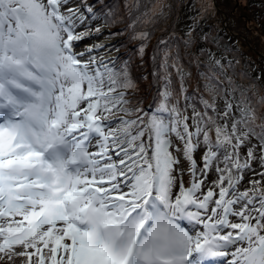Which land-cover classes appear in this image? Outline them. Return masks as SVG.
<instances>
[{"label": "snow or ice", "instance_id": "snow-or-ice-1", "mask_svg": "<svg viewBox=\"0 0 264 264\" xmlns=\"http://www.w3.org/2000/svg\"><path fill=\"white\" fill-rule=\"evenodd\" d=\"M104 7L0 0V259L264 264V122L247 90L224 88L215 60L197 106L162 39L157 102L133 105L132 57L93 39L115 23ZM149 36L132 37L141 57Z\"/></svg>", "mask_w": 264, "mask_h": 264}, {"label": "rangeland", "instance_id": "rangeland-1", "mask_svg": "<svg viewBox=\"0 0 264 264\" xmlns=\"http://www.w3.org/2000/svg\"><path fill=\"white\" fill-rule=\"evenodd\" d=\"M114 1V6H111V11L115 13L114 19L115 23L111 24V29H103L102 35L100 37H94L93 39L97 42L98 39L102 38L104 41V44H107L109 41V46H118V36L117 35H110L112 33H125L127 30L131 32V40H132V48L133 50L138 49L139 45L141 43H144V41L141 40H134L132 39L133 35L136 32H148L150 34L149 39L147 41V47L145 49V53L152 44V42L157 38L158 34L163 32H166V41L168 42L169 49H168V55L170 57V61H172L173 58H176L177 55L179 57L178 63L183 67L184 71L187 73H190V76L185 81V86L188 87L193 84V86L198 89V85L196 84L197 79L192 76L194 72L197 71H205V67L201 65V62L204 61H215V59L218 57L219 60L225 59L227 56L226 54H220L217 49L222 50V48L219 45H216L219 43L213 36L214 33H211V29L213 25L215 27H219L221 29L223 26L225 27L224 20L221 21V19L218 17V14L216 12V9L214 8V5L211 0H112ZM215 6L218 5L216 0H213ZM223 2L222 6L228 7L229 9L232 8L234 5L235 0H219ZM79 2V0H77ZM238 0H236V4L234 8L238 5ZM139 5V10L135 7V5ZM177 7V11L176 10ZM243 5H241L237 10L240 11V14L242 12L244 13H250L249 9H246V11H243L242 8ZM154 8V11L152 10ZM180 8H183V10H186L189 13V24L190 27H194L195 25H199L201 29V33L205 32L204 36L201 37V43L202 46L205 47L206 51H198L194 48L197 45V41L199 40V34L198 38H196L192 31L189 32V34L186 36H182L183 33L181 32V29H186L184 23H182L183 19L179 17L182 16V12H178ZM149 12L148 16H142L139 21H137L135 29H130L129 24L135 19V17L140 12ZM176 12L178 13V18L176 15ZM227 13H223L224 17L226 18ZM239 14V13H238ZM257 15L261 16L256 12ZM228 16V14H227ZM167 17V20H166ZM242 17V16H241ZM255 19L253 22H249L248 26L246 27V21L243 19L236 18L238 20V26L242 29L244 32V35L246 38H250L252 42L254 43L255 39L252 35V32L257 29H263L264 30V15L263 17L258 18L256 15L254 16ZM129 18V19H127ZM172 19H177L176 23L172 21ZM171 23V24H170ZM227 24V22H226ZM211 25L212 27L208 26ZM228 25L230 26L231 23L228 22ZM259 25V26H256ZM168 26H170L168 28ZM256 26V27H255ZM168 28V29H167ZM218 29V32H219ZM228 32H230L228 27L225 28ZM209 30V31H208ZM213 32V31H212ZM218 32L216 35L218 36ZM175 33L179 34V36H173ZM197 35V34H196ZM229 38L231 41L233 38L230 35H225ZM161 37V36H160ZM159 37V38H160ZM173 37H175V42H172ZM219 37V36H218ZM240 37V36H238ZM96 38V39H95ZM170 38L169 40H167ZM178 38V39H177ZM242 41L237 42L235 45L239 48L245 47L246 54L252 55L253 52H255V49L250 48L247 46V42L243 39L244 37H240ZM101 39V40H102ZM248 40V39H247ZM214 42H216L214 44ZM199 43V41H198ZM213 44V45H212ZM84 47V42H81L77 45L78 50L82 49ZM163 47L162 46V53L157 56V60L159 62V59L163 56ZM103 51V50H102ZM120 52V51H119ZM262 51H259V53H262ZM112 53H115V50L113 49ZM111 53V54H112ZM144 53V54H145ZM228 53V52H227ZM157 53L152 52V55H157ZM117 55V54H116ZM132 57V60L130 62L129 70L131 72L135 80V88L130 89L128 92V98L131 101L133 97L134 100L139 99L141 100L142 104H145L147 99L150 96L151 89L153 88L152 80L153 75L152 73L155 71V69L158 68V63L156 60H153V56L148 55L145 57L144 55L142 57L146 58V64H142L143 61L140 63V55L137 53V51H134V54L129 55ZM201 65V66H200ZM254 72L256 75H254L253 80H249L247 82L245 79H243L242 73L239 72L238 75V85L243 87V89L247 90L245 94H249L251 89L252 92H255L257 97L260 99L261 97H264V61H260L259 63L255 64V67H253ZM173 77H175V72L173 71ZM259 77V79H257ZM176 78V77H175ZM237 81H235L236 83ZM247 82V85L245 84ZM175 87L178 84L177 93L179 92V82L176 79L174 81ZM205 97H210L209 94L203 90ZM235 93L236 98H240V94H238V91ZM211 98V97H210ZM209 98V99H210ZM259 99L256 100V103L253 101V105L255 106L257 111V114L260 118L258 119L257 123L264 122V103H259ZM221 103V106L223 107V101L218 100V104ZM141 105V103H138ZM253 167H257V165L254 163ZM250 177H246L245 180L249 179ZM256 179H259V177H254ZM0 264H21V260L19 258H14L13 261H9L8 258L5 256L3 259H0Z\"/></svg>", "mask_w": 264, "mask_h": 264}, {"label": "trees", "instance_id": "trees-1", "mask_svg": "<svg viewBox=\"0 0 264 264\" xmlns=\"http://www.w3.org/2000/svg\"><path fill=\"white\" fill-rule=\"evenodd\" d=\"M211 1L214 5V8L216 9L218 17L221 19V21L224 20L227 22V24H226V22L224 24L225 27L223 26L221 29H219L220 26L215 27L213 25V27H212L211 25H208V26L212 27L211 33H214V31L217 33L218 29H219V32H218L219 37L216 35V33H214V35H213L215 37V39L217 41H219V43H217L216 45H219L222 48V50H219V49H217V50L221 55L226 54V56H227L225 59L220 60L221 63L224 65L225 73L220 74L219 72H217V74L220 76V80L223 82L224 88L230 87V85L227 83V78L230 77L232 79V81L234 82V84L238 88V90H237L238 94H240V92L245 90V89H243V87L238 85L239 72L242 73L243 79H245L247 82H249V80H253L254 75H256V73L253 70V67H255V64L259 63L260 61H264V30L256 28V30H254L252 32V35L255 39V41L253 43L250 38L245 37L246 34L244 35V32L242 31L240 26L237 25L238 24L237 22L239 19H243L244 21L247 22L246 23V27H247L249 22L254 21L255 15L258 18L263 17V15H264V0H238V3H237L238 5L234 8V6L236 4V0H235L234 5L230 9L228 7L222 6L223 2H221L219 0H216V2L218 4L216 6L214 4V1L213 0H211ZM230 1H232V0H230ZM113 2L114 1H112V0H88V3L94 5L95 9H99L101 7H104L105 5L114 6ZM241 5H243V7H241L243 11H246V9H249L250 13L246 14V13L242 12L240 14V11L237 10V8H239ZM108 10L109 9L107 7H104L105 12H107ZM175 11H177V7H176ZM178 12H182V16L179 15V17L181 19H183L182 23H184L183 25H185V27H186V29H184V28L181 29V32L183 33L182 36L187 37L189 32L193 30L192 32L195 33L194 36L196 38H198L197 36L199 34V40H198L199 43L197 41V45L194 49L198 50V51H201V50L206 51L205 47L202 46V43H201L202 42L201 37L204 36L205 32H203V33L200 32L202 28H200L199 25H195L193 28L190 27L189 13L186 10H183V8H180L178 10ZM224 12L228 14V16H227V14H225L226 18L223 15ZM256 12L258 14H260L261 16L257 15ZM112 13H113V16H115V13L114 12H112ZM176 15L178 18L177 12H176ZM236 18H238V20ZM127 19H129V18H127ZM166 20H167V17H166ZM172 21L176 23L177 19H172ZM228 22L231 23L230 26L228 25ZM226 26H228L230 28V30H229L230 32H228L225 29ZM256 26H259V25H256ZM169 27L170 26H168V28ZM108 28L110 30L111 26H109ZM232 30H233V32H232ZM225 35H230L233 39L230 41L229 38ZM131 36L132 35H131V32L129 30H127L123 34L122 33L119 34L118 46L120 48V53H119L118 57H121L123 59H127L129 55L134 54V51L136 52V50H137L136 47H135V50H133V48L131 47L132 46V40L130 39ZM173 36H179V34L175 33ZM238 36H240V37L243 36L244 37L243 39L245 40V42H247V46H249L252 49H255V52H253L251 56H250V54H246L245 49H244L245 47L239 48L235 45L237 42L242 41V39ZM165 37H166V32L165 33H163V32L159 33L157 38L150 45V47H148L144 56L145 57H147L148 55L154 56V55H152V52L157 53V51H158L157 46L162 39L166 40ZM169 39L170 38H168L167 40H169ZM175 41H176L175 37H173L172 42H175ZM215 43L216 42H214V44ZM162 46L163 45H160V50L158 51V54L155 56H159L162 53V49H161ZM262 50H263V52L259 53V51H262ZM145 57H140V59H139L140 63L143 61L142 64H146V62H145L146 58ZM215 60H219L218 57ZM156 62L158 63V60H156ZM201 65L203 67H205L204 72H209L210 70L214 71V72L217 71L215 61H204V62H201ZM155 70H157V69H155ZM199 72H201V71H197V72H194L192 74V76L197 79V81H194V82H196V84L198 85L199 91H197V89L193 86V84L186 87L187 88V94L192 96L193 101L197 103V106H199V103H198L199 95H204V92H203L204 80H203V78H201L199 76ZM131 76L133 78L134 75L131 74ZM173 78H174V81H176V78L175 77H173ZM133 80H134V78H133ZM235 81H237V82L235 83ZM134 82H135V80H134ZM247 82L245 83L246 85H247ZM161 84H162V82H161ZM152 85H153V88L151 89L150 96L147 99L145 104H142L141 100H139V99L134 100L133 97L130 96V98H132L131 101H132L133 105L141 103V105H139L140 107H143L146 110H151V109H149V105L154 106L155 103L157 102L158 85H157V82H156L154 77L152 80ZM177 88H178V84L176 85V89ZM249 90H250L249 94H246V95L252 99V103H253V101L256 103V100L259 98L257 97L255 92L251 91L250 88H249ZM236 94H237V92H236ZM204 97H205V95H204ZM205 98L209 99L210 97H205ZM237 100H238V98H237ZM218 105L221 106V103H219ZM256 111H258V110H256ZM246 177H248V176H246Z\"/></svg>", "mask_w": 264, "mask_h": 264}, {"label": "bare ground", "instance_id": "bare-ground-1", "mask_svg": "<svg viewBox=\"0 0 264 264\" xmlns=\"http://www.w3.org/2000/svg\"><path fill=\"white\" fill-rule=\"evenodd\" d=\"M96 38H97V37H96ZM96 38H95V39H96ZM100 40H101V39H98L97 42H99Z\"/></svg>", "mask_w": 264, "mask_h": 264}]
</instances>
